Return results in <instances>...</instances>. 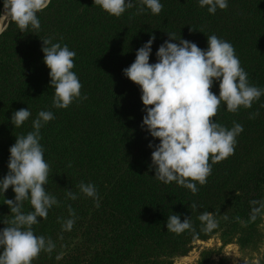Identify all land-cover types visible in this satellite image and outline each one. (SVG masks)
I'll return each instance as SVG.
<instances>
[{
    "label": "trees",
    "instance_id": "obj_1",
    "mask_svg": "<svg viewBox=\"0 0 264 264\" xmlns=\"http://www.w3.org/2000/svg\"><path fill=\"white\" fill-rule=\"evenodd\" d=\"M160 2L159 14L133 0V7L116 17L93 0H51L37 13L39 31L21 32L14 22H6L0 33V177L7 172L8 149L15 136L32 130L39 110L54 115L40 129L39 142L50 165L45 188L60 203L49 209L46 219L38 217L32 230L51 237L56 246L51 254L41 251L31 264H171L193 242L215 235L222 246L235 242L241 249H254L264 243V212L250 220L249 205L250 200L264 199V94L250 108L236 112L221 102L212 119L227 128L239 123L243 131L232 155L215 163L209 158L207 183L197 184L193 194L175 182L155 179L147 145L158 143V138L141 128L144 106L139 86L122 73L150 34L156 37L150 63L156 60L159 44L169 39L167 32L202 49L207 36L215 34L233 45L249 83L264 88V0H228L227 8H217L215 14L200 7L198 0ZM2 7L0 0V12ZM141 7L144 11L138 12ZM45 38L76 53L72 71L86 98L67 108L52 105L54 89L41 51ZM211 91L218 94L217 83ZM26 107L30 117L20 127L13 126V111ZM81 181L96 186L99 207L80 193ZM68 189L77 193V199L66 198ZM14 195L9 186L5 198ZM3 202L0 195V219L7 220L12 213ZM192 202L199 205L195 211ZM68 205L76 214L70 231L57 220L69 218ZM29 210L24 201L23 211ZM204 211L213 212L218 220L211 232H204L198 220ZM172 212L181 220L190 216L193 230L168 231L166 218ZM218 250H201L195 264H212Z\"/></svg>",
    "mask_w": 264,
    "mask_h": 264
},
{
    "label": "clouds",
    "instance_id": "obj_2",
    "mask_svg": "<svg viewBox=\"0 0 264 264\" xmlns=\"http://www.w3.org/2000/svg\"><path fill=\"white\" fill-rule=\"evenodd\" d=\"M51 0H2L3 11L0 21L14 22L21 32L35 33L40 29L37 16L48 7ZM110 15L119 17L127 8L133 7V0H93ZM152 14H159L163 8L160 0H139ZM200 7H207L210 14L217 8L225 9L228 0H198ZM144 7L138 9L143 12ZM7 24L0 27V33ZM29 28L32 31H27ZM191 30V29H190ZM165 39L155 51V62H149L154 34L135 50L133 62L122 69L130 81L139 86L140 100L143 104L141 128L146 129L158 143L148 142L152 149L150 167L154 169L155 179L169 184L175 182L198 192L197 184L207 183L211 174V164L232 155L236 137L243 131V126L233 122L231 128L215 122L218 107L223 101L230 112L240 107L250 108L264 94V88L250 84L248 73L241 67L233 45L215 34L207 36V47L202 49L195 42L167 32ZM42 40V39H41ZM43 63L49 69V85L54 89L52 105L67 108L74 100L85 99L81 95V83L74 71L73 58L76 53L68 45L53 42L51 38L42 40ZM218 85V94L211 91L213 84ZM151 105V107H148ZM29 109L13 111L10 122L20 127L29 117ZM54 119L52 111L39 110L31 122L32 130L15 136L10 145L7 159V172L0 177V195L4 197L11 218L0 219L5 226L0 227V264H31L41 251L51 254L55 243L51 237L34 234L32 226L39 223V218H47L48 211L59 205L56 196L49 193L45 185L50 176V165L44 159V147L39 142L40 129ZM11 186L14 197L4 196ZM80 193L91 197L99 207V195L96 186L81 181ZM238 194V193H237ZM67 199H77V193L68 189ZM28 201L31 210L23 211V202ZM250 220L264 212V199L250 200ZM195 211L199 205L191 203ZM69 218L57 217L61 227L70 231L75 223L76 214L68 205ZM224 219H227L225 216ZM239 219V218H237ZM204 232H211L218 227V220L213 212L204 211L198 215ZM165 227L168 231L180 234L193 230L190 216L183 220L180 214L172 212L167 216ZM62 256L58 254L57 260Z\"/></svg>",
    "mask_w": 264,
    "mask_h": 264
},
{
    "label": "rangeland",
    "instance_id": "obj_3",
    "mask_svg": "<svg viewBox=\"0 0 264 264\" xmlns=\"http://www.w3.org/2000/svg\"><path fill=\"white\" fill-rule=\"evenodd\" d=\"M3 11V7H2ZM3 25L6 21H0ZM219 249L212 256V264H264V243L254 249H241L235 242L221 245L220 237L215 235L205 241H196L190 245L183 256L173 258L171 264H195L203 249Z\"/></svg>",
    "mask_w": 264,
    "mask_h": 264
},
{
    "label": "bare ground",
    "instance_id": "obj_4",
    "mask_svg": "<svg viewBox=\"0 0 264 264\" xmlns=\"http://www.w3.org/2000/svg\"><path fill=\"white\" fill-rule=\"evenodd\" d=\"M0 27H2V24H1V22H0Z\"/></svg>",
    "mask_w": 264,
    "mask_h": 264
},
{
    "label": "water",
    "instance_id": "obj_5",
    "mask_svg": "<svg viewBox=\"0 0 264 264\" xmlns=\"http://www.w3.org/2000/svg\"><path fill=\"white\" fill-rule=\"evenodd\" d=\"M5 25V24H4ZM4 25H3V27H4Z\"/></svg>",
    "mask_w": 264,
    "mask_h": 264
}]
</instances>
